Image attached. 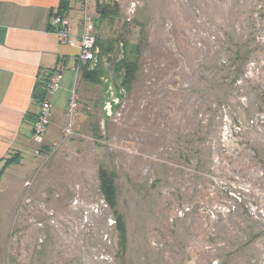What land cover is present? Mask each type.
Wrapping results in <instances>:
<instances>
[{"label":"rangeland","instance_id":"obj_1","mask_svg":"<svg viewBox=\"0 0 264 264\" xmlns=\"http://www.w3.org/2000/svg\"><path fill=\"white\" fill-rule=\"evenodd\" d=\"M99 1L118 10L93 12L100 45L126 46L135 79L103 126L110 94L81 73L91 128L16 195L4 182L5 264H264V0Z\"/></svg>","mask_w":264,"mask_h":264},{"label":"crops","instance_id":"obj_2","mask_svg":"<svg viewBox=\"0 0 264 264\" xmlns=\"http://www.w3.org/2000/svg\"><path fill=\"white\" fill-rule=\"evenodd\" d=\"M63 1L0 0V193L4 182L9 181L16 195L42 167L43 158L35 155L32 128L41 102L47 98L44 85L50 74L63 72L60 89L48 97L52 116L45 136L47 146L63 139L72 92L82 95L81 73L76 72L78 44L71 47L60 43L51 27L53 15L62 11ZM66 16L72 35L78 37L82 32L80 3L68 4ZM86 118L79 117L78 131L81 127L83 131L91 128L92 121L84 122ZM67 148L73 149V143L54 156L47 170L51 177L64 162L62 154ZM8 161L13 162L7 166ZM0 264H5L4 255H0Z\"/></svg>","mask_w":264,"mask_h":264},{"label":"built area","instance_id":"obj_3","mask_svg":"<svg viewBox=\"0 0 264 264\" xmlns=\"http://www.w3.org/2000/svg\"><path fill=\"white\" fill-rule=\"evenodd\" d=\"M68 4L71 2H79L81 8V23L82 32L78 37H74L69 28V22L65 14L57 13L53 15L51 27L53 33L58 37L60 43L74 47L78 44L80 53L78 55L77 73H82L84 67L95 59L97 48V29L96 17L93 12L98 14L99 0H65ZM63 72L56 71L49 78L44 87L47 98H45L39 107L36 114V121L32 128V140L37 145L35 150L36 156H44L45 161L51 158L55 152L60 149L67 140L77 135V123L83 111V106L80 103L76 91H73L67 109V125L63 130V139L59 144L47 146L45 144V136L50 125L52 116V104L48 97H52L59 89ZM51 148V149H50ZM49 152L47 155L46 153ZM29 183H27V186Z\"/></svg>","mask_w":264,"mask_h":264},{"label":"trees","instance_id":"obj_4","mask_svg":"<svg viewBox=\"0 0 264 264\" xmlns=\"http://www.w3.org/2000/svg\"><path fill=\"white\" fill-rule=\"evenodd\" d=\"M104 6V13L100 14V18L102 20L111 19L113 16H116L118 10L117 6L114 5L112 7H109V5H103ZM62 11H60V14H65L68 10V3L64 0L62 2ZM97 47L100 50V54L112 52L114 49L110 48L107 49L104 46L100 45V39L97 38ZM123 52H124V58L121 60V65L123 67V78L122 82L120 84V88L124 91H128L130 88V85L135 79V75L137 72V62L134 60H129L127 58L126 53V46L123 45ZM89 66L84 67L82 73H83V80L91 81V82H100V78L104 73L101 71L99 72V66L95 68L94 70H89ZM52 74L47 78L46 83L48 82L49 78ZM45 86V85H44ZM119 89V87H118ZM120 97V96H119ZM43 101V100H42ZM13 161H8L6 163L7 166H9ZM3 174V171L0 172V177ZM99 181H100V191L104 197V200L106 202V205L109 207V209L113 212L115 218H116V230L119 235V242L120 246L123 250L126 249L127 245V229L126 224L121 215H118L117 213V194H116V178L113 173H108L106 170L99 171Z\"/></svg>","mask_w":264,"mask_h":264},{"label":"water","instance_id":"obj_5","mask_svg":"<svg viewBox=\"0 0 264 264\" xmlns=\"http://www.w3.org/2000/svg\"><path fill=\"white\" fill-rule=\"evenodd\" d=\"M104 4L102 2L98 3V14H103L104 13ZM121 48L123 49V44H121ZM121 49V52L118 54L117 51H115L113 53V55H111V57L113 58V60L110 63V71H109V75H110V79L114 77H112V73L114 72L116 66L121 62V60L124 58V52ZM99 53L100 50L97 47L96 48V52H95V59L90 62L89 64V70H94L95 68H97L99 66ZM116 55H118V57H116ZM107 70H105L106 73ZM120 79L118 81L113 80L112 82L109 83V78L108 75H102L100 78V82L102 85V89L106 91V95L110 94V98L104 101V106H103V110H104V117L105 119L102 120L101 124L104 126L105 120L106 119H110L112 118L115 114L118 116V114L115 112L116 107H118L119 105V98L118 96V92H117V87H119L120 92H125L123 89L120 88V84L122 82V78H123V74H120ZM109 83V84H108ZM108 85V87H107Z\"/></svg>","mask_w":264,"mask_h":264},{"label":"flooded vegetation","instance_id":"obj_6","mask_svg":"<svg viewBox=\"0 0 264 264\" xmlns=\"http://www.w3.org/2000/svg\"><path fill=\"white\" fill-rule=\"evenodd\" d=\"M118 47L119 46L114 45V50L111 53L110 52H108L106 54H104V53L100 54L99 53V72L101 71L102 73H104V75L105 74L108 75L109 83L112 82L113 80H115V83H116V81H118L120 79L119 75L123 74V67H122L121 63H119L116 66L114 72L112 73V77H114V79L113 78L110 79V75H109V71H110L111 67L108 64V62H111L113 60L111 55H113V53L118 49ZM123 49H125V48H123ZM105 70H107L106 73H105ZM116 87H117V92H118V96L117 97L121 98L123 96V93L120 92V89H118V86H116Z\"/></svg>","mask_w":264,"mask_h":264}]
</instances>
